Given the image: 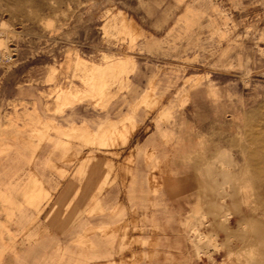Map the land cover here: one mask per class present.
Masks as SVG:
<instances>
[{
	"label": "rangeland",
	"instance_id": "374dc122",
	"mask_svg": "<svg viewBox=\"0 0 264 264\" xmlns=\"http://www.w3.org/2000/svg\"><path fill=\"white\" fill-rule=\"evenodd\" d=\"M34 176L0 264H264V0H0V189Z\"/></svg>",
	"mask_w": 264,
	"mask_h": 264
},
{
	"label": "crops",
	"instance_id": "0c3cea01",
	"mask_svg": "<svg viewBox=\"0 0 264 264\" xmlns=\"http://www.w3.org/2000/svg\"><path fill=\"white\" fill-rule=\"evenodd\" d=\"M131 27L132 24L128 23ZM128 60H130L132 62V66L126 70V71H118L120 74L126 73L129 70H131L132 68L135 67L136 63L134 61V59L129 58ZM127 61V60H125ZM123 61V62H125ZM93 66H97L100 68L99 71V75L103 73L104 70H106L107 67L111 66V65H106L105 63L103 65H96L93 64ZM107 78V77H105ZM113 83V82H112ZM111 83V85H112ZM111 87V86H110ZM107 90L106 93H108ZM91 90H86L85 87L83 86L82 89L77 88V90L74 93H80L82 95H87L88 93H91ZM105 93V94H106ZM53 125L54 129L57 130L58 132H63V134L65 135H71L75 132L77 133H86L90 135V131L88 126L86 125H77L72 123L71 126L69 128H66L62 131V127L60 126H55L54 123L51 124ZM114 130L115 132L117 131V126L112 123L111 120H106L105 122H101L98 126V130H97V136L104 141L110 134H114ZM44 190H46L45 185L43 184V182L41 181V179L37 178V177H33L31 180V183H29L23 190L22 192V196H23V201H16L14 200V195L10 192H5L2 189H0V196H2L4 198L3 201V209L2 211L6 214L7 216V222H10L13 217L15 216L16 212H21L23 215L26 214V210L23 209L24 205H29L31 207L34 208L37 216L40 215L42 213V208H41V199L43 198L44 195ZM223 202L221 201L220 204H222ZM205 218V217H204ZM5 228H7V225H4ZM191 233H196L199 234V230L195 227L192 228ZM0 255L4 256L3 251H0ZM109 263L110 264H116L115 259L113 258L112 255H109ZM11 257H9L8 259L3 257V263L2 264H11Z\"/></svg>",
	"mask_w": 264,
	"mask_h": 264
},
{
	"label": "bare ground",
	"instance_id": "6f19581e",
	"mask_svg": "<svg viewBox=\"0 0 264 264\" xmlns=\"http://www.w3.org/2000/svg\"><path fill=\"white\" fill-rule=\"evenodd\" d=\"M123 63H125V62L119 63L116 66L121 67L123 65ZM74 96H75V93H71V92H63L61 94L62 99L64 101H67L69 104H70V102H73Z\"/></svg>",
	"mask_w": 264,
	"mask_h": 264
}]
</instances>
